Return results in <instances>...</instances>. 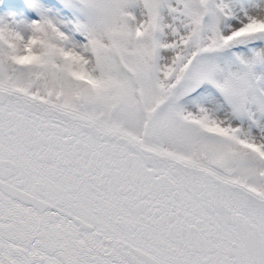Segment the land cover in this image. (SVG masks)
I'll use <instances>...</instances> for the list:
<instances>
[{
    "label": "snow or ice",
    "instance_id": "1",
    "mask_svg": "<svg viewBox=\"0 0 264 264\" xmlns=\"http://www.w3.org/2000/svg\"><path fill=\"white\" fill-rule=\"evenodd\" d=\"M0 264H264V0H0Z\"/></svg>",
    "mask_w": 264,
    "mask_h": 264
}]
</instances>
